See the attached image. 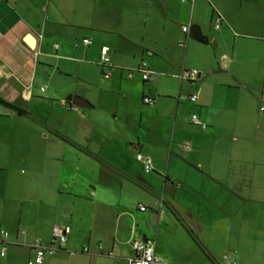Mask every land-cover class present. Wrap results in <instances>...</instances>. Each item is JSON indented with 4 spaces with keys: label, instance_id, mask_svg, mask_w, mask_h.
<instances>
[{
    "label": "crops",
    "instance_id": "obj_1",
    "mask_svg": "<svg viewBox=\"0 0 264 264\" xmlns=\"http://www.w3.org/2000/svg\"><path fill=\"white\" fill-rule=\"evenodd\" d=\"M244 1L0 0V264H30L56 224L43 264H128L139 239L173 264H264V14L241 29Z\"/></svg>",
    "mask_w": 264,
    "mask_h": 264
},
{
    "label": "built area",
    "instance_id": "obj_2",
    "mask_svg": "<svg viewBox=\"0 0 264 264\" xmlns=\"http://www.w3.org/2000/svg\"><path fill=\"white\" fill-rule=\"evenodd\" d=\"M183 2H188L193 4L195 0H181ZM222 24V19L217 15L215 19V28L219 29ZM191 28V25H186L183 27L184 32H189ZM91 39H84L83 43L86 46H89L92 44ZM56 48L58 45L55 46ZM102 62L104 64H108L110 62V58L108 57V49L103 48L102 49V55H101ZM139 71L142 74V77L144 81H150L154 78L155 73L150 69L147 62L143 61L139 66ZM201 73L197 69H190V70H183L181 73V79L186 80L189 82H195ZM110 74H107L106 77L108 78ZM47 86H43L41 88L42 92H45L47 90ZM189 100L191 103H196L198 100L197 94H192L189 96ZM143 102L148 105H153L154 100L150 97H145L143 99ZM62 105L67 107V109L75 110L74 107H69L67 105V101H62ZM261 114L264 115V107L260 108ZM191 121L195 124L200 126L203 129L207 128V125L205 123H202L197 115H193L191 117ZM184 148L186 150H190L191 146L190 144H185ZM136 159L142 163L144 170L149 173L153 171V159L150 156H145L141 153L137 154ZM139 209L142 211H146V207L142 204H139ZM70 233V228L67 225L64 224H56L53 226L51 231V237L48 244H43L41 242V239L35 238L34 242L32 243V247L34 248V256L30 264H43L48 258L54 256L57 251L68 242V236ZM25 234V232H23ZM1 235V243L3 244L2 249L0 250V261L4 259L7 255V242L9 239V233L6 230L0 231ZM132 254L129 258L128 264H173L166 262L163 260L156 252V244L155 241H143L141 239L133 241L131 245ZM88 248H85L83 252H87ZM71 254H75L74 252H71ZM226 260L227 257H224Z\"/></svg>",
    "mask_w": 264,
    "mask_h": 264
},
{
    "label": "rangeland",
    "instance_id": "obj_3",
    "mask_svg": "<svg viewBox=\"0 0 264 264\" xmlns=\"http://www.w3.org/2000/svg\"><path fill=\"white\" fill-rule=\"evenodd\" d=\"M237 11H233L235 15H237V18H242L241 20H235L236 24L238 25L240 23L241 29H253L255 26H251L250 23H254L256 17H261L262 14H264V0H245L242 5L238 4L236 6ZM248 41L251 42L250 39ZM251 43H256V41L252 40ZM261 44H264V42H259ZM253 71L255 73H258L262 79H264V66H258L257 68L254 67ZM255 106V103H254ZM261 104L259 103L258 107H260ZM261 108V107H260ZM261 113V112H260Z\"/></svg>",
    "mask_w": 264,
    "mask_h": 264
},
{
    "label": "trees",
    "instance_id": "obj_4",
    "mask_svg": "<svg viewBox=\"0 0 264 264\" xmlns=\"http://www.w3.org/2000/svg\"><path fill=\"white\" fill-rule=\"evenodd\" d=\"M190 29L193 31L192 36L194 37L196 41L200 43H208V38L202 33L200 26L192 25ZM12 108H14V110L18 112L19 114H22V115L27 114L24 110L18 107H12Z\"/></svg>",
    "mask_w": 264,
    "mask_h": 264
},
{
    "label": "water",
    "instance_id": "obj_5",
    "mask_svg": "<svg viewBox=\"0 0 264 264\" xmlns=\"http://www.w3.org/2000/svg\"><path fill=\"white\" fill-rule=\"evenodd\" d=\"M28 43L33 46V41L31 38H28ZM75 102L82 108H91L92 106L88 104V102L82 98L75 99Z\"/></svg>",
    "mask_w": 264,
    "mask_h": 264
}]
</instances>
